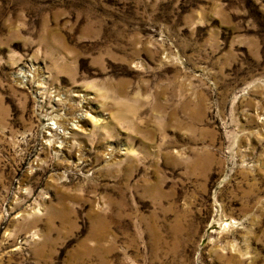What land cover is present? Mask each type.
<instances>
[{"label": "rangeland", "instance_id": "374dc122", "mask_svg": "<svg viewBox=\"0 0 264 264\" xmlns=\"http://www.w3.org/2000/svg\"><path fill=\"white\" fill-rule=\"evenodd\" d=\"M0 264H264V0H0Z\"/></svg>", "mask_w": 264, "mask_h": 264}]
</instances>
